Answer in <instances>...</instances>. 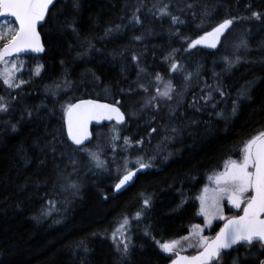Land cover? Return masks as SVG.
I'll return each mask as SVG.
<instances>
[{
	"label": "trees",
	"instance_id": "obj_1",
	"mask_svg": "<svg viewBox=\"0 0 264 264\" xmlns=\"http://www.w3.org/2000/svg\"><path fill=\"white\" fill-rule=\"evenodd\" d=\"M165 4L183 24L161 16ZM252 12L264 14V0H56L40 26L45 52L11 57L20 67L16 75L29 83L12 90L0 82V96L10 104L0 113V264H166L172 255L160 245L200 221L198 197L209 177L229 159L239 160L244 143L264 131V19ZM133 13L142 23L132 20ZM231 17L244 19L216 49L186 50L185 37L196 39ZM5 20L11 21L0 24ZM241 40L246 48H238ZM170 53L181 70L170 71ZM236 56L240 62L229 67L225 57ZM37 64L43 65L39 76ZM157 73L171 80L173 99L141 107L155 95ZM245 87L250 98L240 99ZM209 93L211 99H201ZM83 97L120 101L125 121L94 126L90 143L77 147L67 137L64 109ZM114 128L120 135L115 141ZM81 148L99 152L107 169H97ZM137 156H154L153 166L116 192V166L128 158L133 167ZM71 182L78 191L68 187ZM233 210L227 215L241 211ZM138 211L122 259L110 231ZM234 259L259 264L264 251L259 244L236 245L221 257L222 264Z\"/></svg>",
	"mask_w": 264,
	"mask_h": 264
},
{
	"label": "snow or ice",
	"instance_id": "obj_2",
	"mask_svg": "<svg viewBox=\"0 0 264 264\" xmlns=\"http://www.w3.org/2000/svg\"><path fill=\"white\" fill-rule=\"evenodd\" d=\"M50 6H54V0H0V17L11 16L15 18L14 21L5 20L3 24H0V42H3L2 47H0V64L4 65V68L0 70V82L8 89H21L23 85L29 83V81L16 75L20 71V67H18L15 60L10 61L8 58L29 51L33 53L45 52L37 26L46 20L50 12ZM74 6L78 7V4ZM169 7V5L165 4L158 10L161 16H169L173 24H183V20L178 16L172 15ZM188 7H191V5H188ZM136 11L139 12L140 9L137 8ZM204 15L208 16L209 13L205 12ZM251 15L257 21L264 19V14L259 12H252ZM241 19L244 18H226L213 26L211 31L204 32L203 35L196 39L185 37L184 39L187 42L186 50L194 49L198 45H206L215 49L226 31L230 30L233 24ZM132 20L137 24L142 23L136 13H133ZM203 22L202 20L201 23L203 24ZM108 31L112 30L109 29ZM135 39L139 40L141 37H135ZM5 40L6 42H4ZM239 47L246 48L247 42L241 40ZM165 59L173 61L170 65V71L181 70V65L171 53ZM240 59L239 56H236L234 60L225 57L229 67L239 63ZM133 60H138V57L134 55ZM42 68L43 65L37 64L34 69V75L39 76ZM190 78V73L184 77L186 81L190 80ZM155 81L157 85L155 95L143 102L141 107L152 106L159 108L161 100L173 99L175 88L171 80L165 82L163 77L157 73ZM161 84H163L162 89L160 87ZM140 87L145 92L149 90L144 85H140ZM216 91L221 96L225 95V92L219 86H217ZM239 98H250L248 87H245L240 92ZM11 99H16V97L12 96ZM201 99H211V93H209L208 97H201ZM119 104L120 101H116L114 104H101L94 100H81L75 104H68L64 109L68 138L74 145L81 147L91 135L88 131L90 121L112 120L115 118L117 124L123 123L125 114L116 106ZM193 106H195V100ZM9 110L10 104L5 97L0 96V113H8ZM236 110L237 101H233V114H235ZM28 115L30 116L31 112H28ZM217 115L223 116L222 113H217ZM12 129L15 131V124L12 125ZM113 131L115 132L112 138L113 141L119 140V132L115 128ZM172 131L176 132L177 129L173 128ZM123 141L126 147H131V141L128 137H123ZM136 144L143 145V140L136 141ZM81 150L88 152L97 169H107V161L101 159L99 152H92L87 148H81ZM113 151H115V146ZM240 151L242 154L241 158L239 160L229 159L226 161L223 171L209 177L214 187L209 189V187L205 186L202 194L198 197L201 204L199 214L205 217L207 225H211L212 219L215 218L226 219V223L211 240L201 234L203 229L200 225H193L195 230L193 234L199 237L202 250L198 255L192 257L181 256L176 253V259L172 261V264H222L221 257L224 252L233 249L236 245L247 246L250 249L252 246L259 244L260 249L264 251V131L247 140ZM154 159V156H148L147 158L137 156L134 161V167L130 168L128 165L131 161L125 158L122 165L118 164L116 166L118 182L114 184V190L119 192L125 189L134 181V177L137 176L138 172L153 166L152 161ZM74 163L75 161H73ZM68 187L75 191L79 190L78 185L74 182L69 183ZM141 195L143 196V194ZM225 198L234 208H242L243 214L226 218L223 215L221 206V201ZM49 203L51 204L52 202L50 201ZM149 206L150 197H145L143 199V207L148 208ZM47 214L49 213L41 210V215ZM141 214L142 211H138L136 218L139 219ZM128 225L129 220L125 216L118 228L113 232L116 251L122 259L127 258L130 252V238L126 235ZM117 233L120 235L119 240H117ZM183 239L187 240L188 237ZM177 244L178 241H172L163 243L160 247L165 253H173ZM81 246H83V241L77 245V247ZM84 250L87 251V248L84 247ZM232 264H238V261L234 259ZM259 264H264V259L260 260Z\"/></svg>",
	"mask_w": 264,
	"mask_h": 264
},
{
	"label": "water",
	"instance_id": "obj_3",
	"mask_svg": "<svg viewBox=\"0 0 264 264\" xmlns=\"http://www.w3.org/2000/svg\"><path fill=\"white\" fill-rule=\"evenodd\" d=\"M55 1L56 0H54V3H55ZM52 6H50V8H51ZM4 18H11L13 21H14V17H11V16H7V17H0V20H2V19H4ZM45 21H43V22H41L38 26H37V31L40 33V37H41V42H42V44L44 45V42H43V37H42V34H41V32H40V26L44 23ZM209 31H211V30H209ZM204 34V33H203ZM202 34V35H203ZM224 36V35H223ZM223 36L220 38V41H219V43L217 44V47L220 45V43H221V40H222V38H223ZM203 47H206V48H208V49H211V50H213V48H209V47H207L206 45H202ZM216 47V48H217ZM44 48H45V45H44ZM215 48V49H216ZM23 54H25V55H28V54H35V55H38V54H42V53H33V52H26V53H21V54H19V55H23ZM81 100H94V101H97L98 103H101V104H114V103H112V102H109V101H106V100H102V99H97V98H93V97H84V98H79V99H77V100H75L73 103H71V104H75V103H78L79 101H81ZM117 107H119L120 108V110H121V112H123V110L121 109V107L119 106V105H116ZM124 113V112H123ZM125 114V113H124ZM110 122H115V123H117L116 122V120H115V118L114 119H112V120H108V119H102V120H99V121H97V120H92V121H90L89 122V125H88V131H89V133L91 134L90 135V137H89V139L88 140H86L85 142H84V145L85 144H88L91 140H92V138H93V131H92V127L93 126H101L103 123H110ZM122 124V123H121ZM64 125H65V130H66V134H67V126H66V118H65V115H64ZM68 137V136H67ZM70 140V139H69ZM71 141V140H70ZM146 169H144V170H141V171H145ZM140 171V172H141ZM139 173V172H138ZM137 173V174H138ZM136 179V177H134V180ZM118 182V181H117ZM134 182V181H133ZM132 182V183H133ZM131 183V184H132ZM130 184V185H131ZM129 186V185H128ZM127 186V187H128ZM124 190V189H123ZM122 191V190H121ZM243 214V212L241 211L238 215H242ZM238 215H234V216H238ZM234 216H230L229 218H231V217H234ZM226 223V220L222 223V225L219 227V229L216 231V233L217 232H219V230L224 226V224ZM216 233L211 237V238H209V240H211V239H213L214 237H215V235H216ZM202 249L200 248L199 250H197L196 252H194V253H192V254H188V253H183V252H176V253H178L179 255H181V256H187V257H192V256H196V255H198L199 254V252L201 251ZM174 259H176V254L166 263V264H172V261L174 260Z\"/></svg>",
	"mask_w": 264,
	"mask_h": 264
},
{
	"label": "rangeland",
	"instance_id": "obj_4",
	"mask_svg": "<svg viewBox=\"0 0 264 264\" xmlns=\"http://www.w3.org/2000/svg\"><path fill=\"white\" fill-rule=\"evenodd\" d=\"M10 61L11 60H15V59H12V58H8ZM10 66V65H9ZM4 68V65L3 64H0V70H2ZM79 186H80V184H79ZM207 187H209V189H211V188H213L214 187V185L212 184V182H210L208 185H206ZM204 189V188H203ZM202 192H203V190H202ZM202 192H201V194H202ZM210 194V193H209ZM224 201L226 202V203H228V201H227V199L225 198L223 201H221V206H222V208H223V204H224ZM66 203V201H64L62 204H65ZM229 204V203H228ZM200 207H201V204H200ZM54 211H56V210H54ZM137 213V212H136ZM200 213V212H199ZM224 216H225V214H224ZM133 217V216H132ZM132 217H128V220H129V225H128V228H127V231H126V235L130 238V243H131V236H132V233H131V229H132ZM134 217H136V214L134 215ZM215 219H219V218H215ZM214 219H212V221H213ZM123 221V218H121V219H119L117 222H116V224H115V226H113V228L111 229V238L113 239V232L118 228V226H119V224L121 223ZM204 221H205V217H204ZM194 225H200L201 226V228L203 229V231H204V229L206 228V227H209L210 225H207L205 222L204 223H195ZM190 232V234L187 236L188 237V239L187 240H185V239H183L184 237L182 236V237H180V238H178L177 240H175V241H178V244H177V246H176V248H175V250L176 249H178V250H183V249H185V248H189V247H191V246H196L195 248H197L198 246H199V237L198 236H196V235H194L193 233L195 232V230L193 229V225L191 226V228H190V230H189ZM203 233V232H202ZM201 233V234H202ZM120 239V235H119V233H117V240H119ZM167 242H172V241H167ZM167 242H165V243H167ZM194 248V249H195Z\"/></svg>",
	"mask_w": 264,
	"mask_h": 264
},
{
	"label": "flooded vegetation",
	"instance_id": "obj_5",
	"mask_svg": "<svg viewBox=\"0 0 264 264\" xmlns=\"http://www.w3.org/2000/svg\"><path fill=\"white\" fill-rule=\"evenodd\" d=\"M232 207H233V206H232ZM219 221H220V220H218V219L213 220L212 223H211V225L209 226V228H206V229L203 231L202 235L205 236V237H207V236L209 235L210 232H213V231L218 227ZM175 251H176V250H175Z\"/></svg>",
	"mask_w": 264,
	"mask_h": 264
}]
</instances>
